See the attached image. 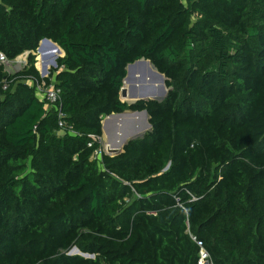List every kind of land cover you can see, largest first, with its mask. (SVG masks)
Segmentation results:
<instances>
[{
	"label": "trees",
	"instance_id": "trees-1",
	"mask_svg": "<svg viewBox=\"0 0 264 264\" xmlns=\"http://www.w3.org/2000/svg\"><path fill=\"white\" fill-rule=\"evenodd\" d=\"M43 40L63 53L47 78ZM0 53H29L0 66V264H199L191 235L264 264V0H0ZM140 60L163 102H122ZM29 79H54L63 117ZM125 111L152 130L95 159Z\"/></svg>",
	"mask_w": 264,
	"mask_h": 264
},
{
	"label": "water",
	"instance_id": "water-1",
	"mask_svg": "<svg viewBox=\"0 0 264 264\" xmlns=\"http://www.w3.org/2000/svg\"><path fill=\"white\" fill-rule=\"evenodd\" d=\"M45 49L46 50H50V49L57 50V54H54L51 56V57H54L55 59H57L59 55L63 54L62 50L50 40H43L40 44V47H39L37 53H40L41 51H44ZM61 57H63V56H61ZM52 65L55 68L57 67L56 60H54L52 62ZM143 67L148 68L150 70V72L155 77L159 78L162 81V83L166 82V80H167L166 77L164 75L160 74L156 70V68L151 64L150 61L140 60V61H137L133 64H130L127 67V76L123 82L124 85L126 82L129 83L130 92L128 93L125 86L122 88V91H121L122 102L128 103L125 101V99H127L128 97L131 100H135V102H133V104L138 102V101L163 102L166 99L168 91H166L165 84H163L161 91H158L155 87H148V86H143V85L138 87L137 85L134 84L135 81H137L135 75L138 72H140V68H143ZM47 73H48V70H47V68H45L43 73H42V76L45 77L47 75ZM129 117H133V118L145 117L147 120V128L146 129L149 131L152 130L151 124L149 122V116H148L147 111H141V112L125 111V112L120 113V114H112V115L106 117L105 120L103 121V125H102L103 133L105 134L109 128L108 125H104L105 121H109L108 124H110V122H113L114 125L117 126V124L120 121H122V122L127 121ZM146 129L144 127L140 126V127H133L131 129L127 130L126 132H124V134L121 136L120 141L117 142V148L122 149V150L114 151L113 153L111 152L110 156L120 155L123 152L124 148L130 142L143 139L145 137V135L147 134ZM169 167H170V165L165 169V171H167L169 169ZM70 255H78V256L85 257L87 259L88 258H90V259L94 258L93 256L82 254L77 248H74L71 251Z\"/></svg>",
	"mask_w": 264,
	"mask_h": 264
},
{
	"label": "rangeland",
	"instance_id": "rangeland-1",
	"mask_svg": "<svg viewBox=\"0 0 264 264\" xmlns=\"http://www.w3.org/2000/svg\"><path fill=\"white\" fill-rule=\"evenodd\" d=\"M185 1V0H184ZM28 56L29 54L26 53L22 56H20L19 58H17L15 61H10L9 65H4L7 73L9 74H15L17 72H20L22 71L24 68H25V64L28 63ZM37 65L39 64V57H40V53H37ZM63 56V54L59 55V57ZM57 58V59H58ZM57 59H55L54 57H45L43 59V65L42 67H37V69L39 70V72L43 73L44 69L47 68L48 70V73L47 75L45 76V78L49 77L51 71L55 68L53 65H52V62L54 60L57 61ZM24 62V63H22ZM141 75H142V78L141 79H137L138 77V74H136V80L135 81V85H137L138 87L140 86H148V87H155L158 91H161L162 90V86L163 84H165V88H166V91H168L167 87H166V82L165 83H162V81L155 77L148 68H140V72ZM54 83V79L51 81ZM125 86V85H124ZM126 89L128 91V93L130 92V85L129 83L126 82ZM126 102H128V104H133V102H135V100H131L129 99V97L127 99H125ZM105 120V119H104ZM105 124V122H104ZM109 128L108 130L106 131V133L104 134L103 133V138H102V148L105 149L106 148V136H108L109 138V141L110 143L113 145V147H117V142L120 141L121 139V136L124 134V132H126L127 130L133 128V127H144L145 129L147 128V120L145 117H129L127 121H120L117 126L114 125L113 122H110V124H108ZM147 133L150 132L149 130H147Z\"/></svg>",
	"mask_w": 264,
	"mask_h": 264
},
{
	"label": "built area",
	"instance_id": "built-area-1",
	"mask_svg": "<svg viewBox=\"0 0 264 264\" xmlns=\"http://www.w3.org/2000/svg\"><path fill=\"white\" fill-rule=\"evenodd\" d=\"M9 63L10 61L8 60L6 55H4L3 53H0V66L2 65L4 66L7 64L9 65ZM25 65H27V63ZM28 83L36 87L39 98L43 101H46L50 108H55V110H57L58 112L60 111V108L58 105L60 101V91L55 88V85L53 82H51V85L48 86L46 85L45 82L39 83V82H35L33 79H29ZM59 116L63 117V113L61 111L59 113ZM91 146L92 144L89 145V147ZM103 153L110 155V152H108L106 148L105 149L102 148L101 151L98 150L95 152L94 158L100 160ZM191 238L200 248L199 264H214L204 244L201 241H198L197 238L192 235H191Z\"/></svg>",
	"mask_w": 264,
	"mask_h": 264
},
{
	"label": "bare ground",
	"instance_id": "bare-ground-1",
	"mask_svg": "<svg viewBox=\"0 0 264 264\" xmlns=\"http://www.w3.org/2000/svg\"><path fill=\"white\" fill-rule=\"evenodd\" d=\"M54 54H57V50H53V49H50V50H44V51H41L40 52V57H39V64L37 65L38 67H42V65H43V59L45 58V57H51L52 55H54ZM22 63H24V62H22ZM138 74V77H137V79H141L142 78V75H141V73H137ZM136 76V75H135ZM108 122L109 121H105V124L104 125H108ZM109 126V125H108ZM106 149H107V151L108 152H114V151H120V150H122V149H119V148H117V147H113V145L110 143V141L109 140H107V142H106Z\"/></svg>",
	"mask_w": 264,
	"mask_h": 264
},
{
	"label": "crops",
	"instance_id": "crops-1",
	"mask_svg": "<svg viewBox=\"0 0 264 264\" xmlns=\"http://www.w3.org/2000/svg\"><path fill=\"white\" fill-rule=\"evenodd\" d=\"M107 140H109L108 136H106V142H107Z\"/></svg>",
	"mask_w": 264,
	"mask_h": 264
}]
</instances>
